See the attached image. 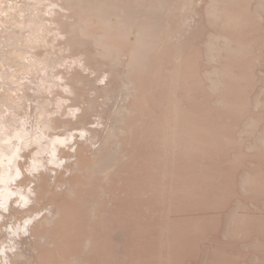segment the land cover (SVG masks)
<instances>
[{
	"label": "rangeland",
	"instance_id": "rangeland-1",
	"mask_svg": "<svg viewBox=\"0 0 264 264\" xmlns=\"http://www.w3.org/2000/svg\"><path fill=\"white\" fill-rule=\"evenodd\" d=\"M166 2L116 131L125 157L70 219L66 260L264 264V0Z\"/></svg>",
	"mask_w": 264,
	"mask_h": 264
},
{
	"label": "bare ground",
	"instance_id": "bare-ground-1",
	"mask_svg": "<svg viewBox=\"0 0 264 264\" xmlns=\"http://www.w3.org/2000/svg\"><path fill=\"white\" fill-rule=\"evenodd\" d=\"M165 1L0 0V264H69L70 219L125 157L116 131Z\"/></svg>",
	"mask_w": 264,
	"mask_h": 264
},
{
	"label": "snow or ice",
	"instance_id": "snow-or-ice-1",
	"mask_svg": "<svg viewBox=\"0 0 264 264\" xmlns=\"http://www.w3.org/2000/svg\"><path fill=\"white\" fill-rule=\"evenodd\" d=\"M17 175H19V170H17ZM0 207H3V205H2V204H0Z\"/></svg>",
	"mask_w": 264,
	"mask_h": 264
},
{
	"label": "clouds",
	"instance_id": "clouds-1",
	"mask_svg": "<svg viewBox=\"0 0 264 264\" xmlns=\"http://www.w3.org/2000/svg\"><path fill=\"white\" fill-rule=\"evenodd\" d=\"M62 163V162H61Z\"/></svg>",
	"mask_w": 264,
	"mask_h": 264
}]
</instances>
